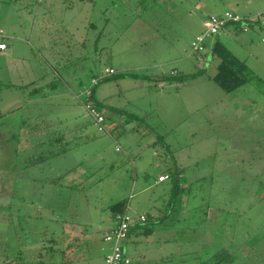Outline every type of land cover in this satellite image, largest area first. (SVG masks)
<instances>
[{"label":"rangeland","instance_id":"374dc122","mask_svg":"<svg viewBox=\"0 0 264 264\" xmlns=\"http://www.w3.org/2000/svg\"><path fill=\"white\" fill-rule=\"evenodd\" d=\"M225 11L252 18L248 31L219 34L253 71L232 94L212 80L217 61H200L191 46L203 20ZM3 34L0 148L24 151H0V204H10L0 209V264L21 248L36 257L54 234L81 244L67 264H106L108 206L121 198L153 217L152 233L127 240L133 264H194L221 247L236 253L233 264H264V0H0ZM105 66L115 73L95 87L111 121L102 132L77 94ZM173 69L199 74L160 81ZM43 75L60 85L27 97L4 85ZM37 118L54 125L18 136L42 125ZM72 130L70 151L23 170L25 157L50 148L37 143ZM177 168L185 187L174 203L173 179L159 177ZM61 173L66 184L51 181Z\"/></svg>","mask_w":264,"mask_h":264},{"label":"trees","instance_id":"16d2710c","mask_svg":"<svg viewBox=\"0 0 264 264\" xmlns=\"http://www.w3.org/2000/svg\"><path fill=\"white\" fill-rule=\"evenodd\" d=\"M247 18V17H245ZM248 27L252 25V18L249 17L247 20ZM232 26L235 31H244L243 27L240 23H232ZM224 31V30H223ZM221 31V32H223ZM220 32V33H221ZM219 33V34H220ZM219 34L215 35L212 38V41L210 44H205V49L202 55V59L200 61H203L204 58H208L209 62H215L217 72L212 77V80L217 83L226 93L232 94L237 91H240L243 89L253 77V71L248 65L247 61L240 57L237 53L232 51L220 38ZM71 35V34H69ZM2 40L4 41V36L2 37ZM5 42V41H4ZM59 41H56L55 43L58 44ZM64 53V52H63ZM201 53V52H200ZM84 56V54L79 55L75 58V60L72 61H79ZM106 67V66H105ZM104 67V68H105ZM104 68L102 70H104ZM102 70L100 71H92L91 73V80L92 78H99L102 74ZM117 73V71H116ZM199 74V73H198ZM198 74H190V75H180L179 72H176L174 74H164L160 81L163 80H174L179 82H184L188 79L193 78L194 76ZM45 75L40 76L37 79L31 80L24 84H13V83H4L5 86H15L17 88H20L25 96H38L43 91L45 92L47 86H51L52 89H56L58 85H60L61 81L55 76V78L46 84H43ZM85 85H82V88ZM95 87H93L92 95H91V102L92 104L98 108L99 110H107L108 108L101 102L97 101L95 99ZM113 113L121 114L122 116L127 115L129 119H136L141 120L142 119L132 113H127L123 109L118 108H112ZM40 119V118H37ZM144 121V120H143ZM23 128H28L29 120H23ZM111 122L106 119V123ZM40 123L42 125H35V127L30 126V131L24 132V134H19L18 136L22 135H41L45 132H48L52 125H54L53 121H49L46 119H40ZM38 126V127H37ZM75 130L72 131H66L57 133L55 136H52L51 138H48L44 141H41L40 143H37L36 145H41L42 143H48L50 142V148L48 150H43L40 153H35L30 156L25 157L23 162V170L28 172L30 168H37L39 165H42L43 163L47 162L52 157L62 155L64 153H67L71 150V148L74 146L71 141V135L74 133ZM34 132V133H32ZM104 132V131H102ZM17 135H14V138H16ZM69 139V140H68ZM1 154L6 157L10 156L11 154L18 155L24 149H18L15 148L13 150H9L8 148L4 149L0 148ZM14 162V160H13ZM14 166H17L14 162ZM183 174V170L176 169L171 174H162L167 175L168 178L173 179V186H172V195H173V202L176 203V201L182 200V192L184 189V185L181 183V177ZM30 175V174H28ZM66 173L58 174L56 177H51L52 182H56L60 185L66 184L65 180ZM27 179H31L27 178ZM166 181V180H165ZM164 182V181H163ZM4 207H10V204L4 205L0 204V209H4ZM109 213L107 220L111 222L116 221V216L118 213H124L128 211V198H121L118 201L112 202L109 206ZM166 211V210H165ZM164 214V216H162ZM170 214V211L161 213V217L159 221L164 220L168 215ZM146 221L142 223L135 224L129 232V236L131 237L135 233H143V234H150L153 232L152 226L148 225V222L153 221V217L150 214H146ZM158 217V218H159ZM75 239L72 235H53V237L49 240L42 239L41 246L39 247V252L36 257H27L26 256V250L19 249L17 252L10 253L14 255L4 256V264H67L71 261H74L75 255L73 254L75 250H79V246L81 244L75 243ZM83 243V242H82ZM71 259V260H70ZM195 260L194 264H233L235 260L237 259V255L235 252L226 249V248H219L215 250L210 255L200 257L195 255L193 257ZM189 260V258H188ZM169 261V260H167ZM133 264V263H131Z\"/></svg>","mask_w":264,"mask_h":264},{"label":"built area","instance_id":"2783aa9c","mask_svg":"<svg viewBox=\"0 0 264 264\" xmlns=\"http://www.w3.org/2000/svg\"><path fill=\"white\" fill-rule=\"evenodd\" d=\"M248 19L249 18H245L232 11H225L221 14L210 15L203 23L205 31L198 34L191 41L193 51L198 53L204 51L205 44L209 42V39H212L221 31L232 26V23H240L243 30L248 31ZM6 48V42H0V51L5 50ZM113 73H115V69L113 67H106L100 77L112 75ZM99 78H92L90 84L85 85L81 89L80 93L77 94V97L84 98L85 108L94 124L98 127L99 131H106V117L104 112L96 108L90 100L93 87L98 84ZM166 179L167 175H161L159 177L160 181H164ZM146 219L147 217L144 213L133 214L127 211L117 214L115 225L104 236V239L109 241L112 245L110 252L105 256L106 264H131V258L126 250L125 242L128 240L130 229L137 223L145 222Z\"/></svg>","mask_w":264,"mask_h":264},{"label":"crops","instance_id":"0c3cea01","mask_svg":"<svg viewBox=\"0 0 264 264\" xmlns=\"http://www.w3.org/2000/svg\"><path fill=\"white\" fill-rule=\"evenodd\" d=\"M205 20H206V19L203 20V23H204ZM230 28H233V26L228 27L226 30H229ZM226 30H224V31H226ZM3 36H4V34H3L1 37H3ZM2 41H3V40L1 39L0 42H2ZM4 41H5V40H4ZM6 44H7V46H8V43H6ZM6 49H7V48H6ZM6 49H5L4 51H6ZM4 51H0V53H3ZM174 71L178 72L176 69H173V70H172V73H173ZM21 179H22V178H21ZM164 181H165V180H164ZM23 182H24V181H23ZM161 182H163V181H161ZM129 238H130V236L128 237V239H129ZM126 243H127V241L125 242V247H126ZM111 246H112V245H111V243H110V250H111ZM126 250H127V249H126ZM109 252H110V251H109ZM109 252H108V253H109ZM131 263H132V262H131Z\"/></svg>","mask_w":264,"mask_h":264}]
</instances>
